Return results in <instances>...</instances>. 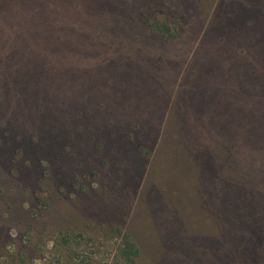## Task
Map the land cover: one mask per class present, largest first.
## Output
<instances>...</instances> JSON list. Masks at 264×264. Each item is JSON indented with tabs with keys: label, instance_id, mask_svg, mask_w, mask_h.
Returning a JSON list of instances; mask_svg holds the SVG:
<instances>
[{
	"label": "rangeland",
	"instance_id": "rangeland-1",
	"mask_svg": "<svg viewBox=\"0 0 264 264\" xmlns=\"http://www.w3.org/2000/svg\"><path fill=\"white\" fill-rule=\"evenodd\" d=\"M74 1L0 0V264H264V0Z\"/></svg>",
	"mask_w": 264,
	"mask_h": 264
},
{
	"label": "trees",
	"instance_id": "trees-1",
	"mask_svg": "<svg viewBox=\"0 0 264 264\" xmlns=\"http://www.w3.org/2000/svg\"><path fill=\"white\" fill-rule=\"evenodd\" d=\"M59 1H63L64 3H66L65 5L66 6V23H67V26L68 25L70 26V28L68 29L70 33L66 34V50L65 51L68 52L70 51L69 46H71V43H70L71 40L76 39V42H75L76 45L81 43V40H86L84 38V35H85L84 33H80V32L76 33V31L72 30L74 26L76 25L80 26L79 24L82 25L85 17L77 18L75 22L72 23V20L70 19V17H68V15L71 12L70 10L77 11L80 9V6L82 4H79V2H76V1L71 2V3H69L68 0H59ZM84 7H87V9H89L90 11H94V13L95 11H99L103 9V7L104 8L108 7L110 9L115 10L111 2L107 0H90V2ZM166 18L167 19H161V20L157 19V20L150 21L148 22V26L151 29L155 30L159 35H161L164 38L176 37L179 32L176 26L177 20H174L168 17ZM103 22L104 21H102L101 23ZM57 25H58V22L55 21L54 26L56 28H57ZM85 36H88V35H85ZM67 57H68V54H67ZM68 58L71 59L70 57ZM74 59L76 62H71V60H66V67L73 70L72 72H70L72 74H81V68L84 67L87 59L79 58L78 55L77 57L74 56ZM66 76L70 77V74L67 71H66ZM113 228L114 229L112 232H114L120 238V243H119V246L116 252L117 260L121 261L123 264H134L135 259L139 254V250H138L136 243L134 242V240L131 238V236L127 232L122 230V228L118 226H115Z\"/></svg>",
	"mask_w": 264,
	"mask_h": 264
}]
</instances>
